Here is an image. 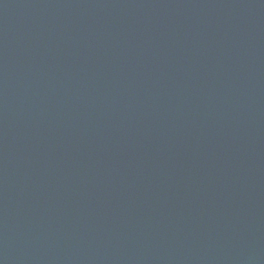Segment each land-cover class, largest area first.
<instances>
[{"label": "water", "instance_id": "95a60500", "mask_svg": "<svg viewBox=\"0 0 264 264\" xmlns=\"http://www.w3.org/2000/svg\"><path fill=\"white\" fill-rule=\"evenodd\" d=\"M0 264H264V0H0Z\"/></svg>", "mask_w": 264, "mask_h": 264}]
</instances>
